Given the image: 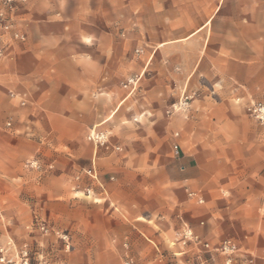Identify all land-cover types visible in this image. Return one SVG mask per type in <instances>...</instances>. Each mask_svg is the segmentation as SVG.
Returning <instances> with one entry per match:
<instances>
[{
  "label": "crops",
  "instance_id": "1",
  "mask_svg": "<svg viewBox=\"0 0 264 264\" xmlns=\"http://www.w3.org/2000/svg\"><path fill=\"white\" fill-rule=\"evenodd\" d=\"M12 19L3 209L18 186L25 209L66 202L75 230L82 194L85 256L224 264L213 250L230 239L240 264H264V127L243 104L264 98V0H26ZM183 95L194 99L170 114Z\"/></svg>",
  "mask_w": 264,
  "mask_h": 264
},
{
  "label": "rangeland",
  "instance_id": "2",
  "mask_svg": "<svg viewBox=\"0 0 264 264\" xmlns=\"http://www.w3.org/2000/svg\"><path fill=\"white\" fill-rule=\"evenodd\" d=\"M19 4L11 11V17L12 13L18 9ZM129 84H131L130 81ZM193 99L191 96H181L171 104L170 114L179 112L181 110L179 109L180 106L185 105V101ZM243 104L247 115L256 121L258 125L264 127V98L256 100L247 97V99L243 100ZM253 108L262 110L263 113H260L261 118L257 116V113L253 112ZM97 129L99 128L97 127ZM99 131L95 130L94 133H98L101 140L102 137ZM104 134H107V132H104ZM113 134L114 132L109 129L108 135L111 136ZM23 167L41 170V175L44 176L46 181L49 179L47 173L51 166L48 164L26 161L23 163ZM18 189V186L14 187L13 190L15 191L10 194L11 200L6 201L7 205H9L7 210L0 206V264H94V262L100 260L108 264H115L110 258H96L84 255L85 246L89 242L83 240V207L86 199L82 194H77L76 197V229L72 228L69 230L66 202L60 200L58 207H55L53 201L49 200L43 204L44 208L40 206L38 208L29 207L25 209V204L21 205L20 203L22 195L18 192ZM31 201L33 202L29 204L33 206L35 204V194ZM21 206L24 208L22 209ZM225 240L235 244L236 250L233 253L228 255L214 251L216 248L213 251L224 257V264H240L244 259L245 252L234 241ZM194 243L198 247L209 249V246H205V242L195 241ZM227 259H230V261L227 262ZM246 261L248 263L252 262L251 258H247ZM126 263L133 264V261L130 257H126L122 264ZM190 264H206V262L201 259L198 263Z\"/></svg>",
  "mask_w": 264,
  "mask_h": 264
},
{
  "label": "built area",
  "instance_id": "3",
  "mask_svg": "<svg viewBox=\"0 0 264 264\" xmlns=\"http://www.w3.org/2000/svg\"><path fill=\"white\" fill-rule=\"evenodd\" d=\"M26 0H0V28L5 34H9L14 39H22V36L18 32L13 19L11 17V11H13L19 3L25 2ZM2 55V50L0 49V56ZM253 112L257 113L258 117L261 118L260 113H263L260 108H253ZM89 138L92 140H96L101 142L100 135L98 133L91 132L89 134ZM171 149L174 154L179 153V145L177 143H173L171 145ZM205 246H208L205 244ZM236 250V246L229 240H224L221 245L216 248L214 251H219L225 254L230 255ZM230 259H227L229 262ZM130 264V263H126Z\"/></svg>",
  "mask_w": 264,
  "mask_h": 264
}]
</instances>
